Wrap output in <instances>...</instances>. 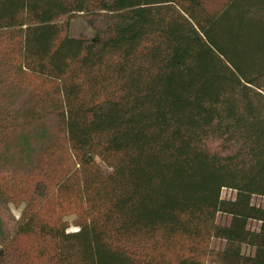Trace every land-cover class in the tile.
Masks as SVG:
<instances>
[{"label": "trees", "instance_id": "16d2710c", "mask_svg": "<svg viewBox=\"0 0 264 264\" xmlns=\"http://www.w3.org/2000/svg\"><path fill=\"white\" fill-rule=\"evenodd\" d=\"M11 204L0 264H264V0H0Z\"/></svg>", "mask_w": 264, "mask_h": 264}, {"label": "rangeland", "instance_id": "374dc122", "mask_svg": "<svg viewBox=\"0 0 264 264\" xmlns=\"http://www.w3.org/2000/svg\"><path fill=\"white\" fill-rule=\"evenodd\" d=\"M70 34L73 37H79V38H89L93 36V30L89 26V24L81 17L77 16L70 22ZM108 170V169H107ZM222 196L224 198H232L234 196V193L230 190L224 189L222 191ZM259 198H254V203H260ZM22 210V206L16 207L14 205H8L3 206L0 205V217L2 218L3 222L5 223V227L8 228V230H11L14 227V222L20 217V213ZM69 222L71 223L73 217L67 218ZM227 217L225 215H219L218 220L220 222H225ZM76 228L74 226H70V230H75ZM213 246H218V241H213Z\"/></svg>", "mask_w": 264, "mask_h": 264}]
</instances>
